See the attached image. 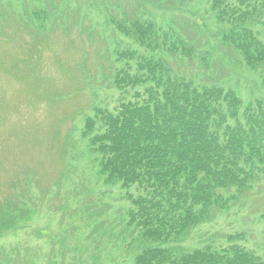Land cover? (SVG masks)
<instances>
[{
	"label": "rangeland",
	"instance_id": "obj_1",
	"mask_svg": "<svg viewBox=\"0 0 264 264\" xmlns=\"http://www.w3.org/2000/svg\"><path fill=\"white\" fill-rule=\"evenodd\" d=\"M210 6L206 0H0V264H135L149 244L127 225L126 194L143 192L98 176L96 154L81 137L84 120L95 107L113 112L142 92L113 85L114 70L124 66L117 52L149 56L115 30L113 23L125 18L152 20L192 48L188 58L158 53L173 75L229 89L244 104L264 100V66L249 71L222 46L226 28ZM32 11L48 13L50 24L34 27ZM227 191L221 192H237ZM231 235H242L238 245L264 259L263 177L162 247L177 254L223 249Z\"/></svg>",
	"mask_w": 264,
	"mask_h": 264
},
{
	"label": "trees",
	"instance_id": "obj_2",
	"mask_svg": "<svg viewBox=\"0 0 264 264\" xmlns=\"http://www.w3.org/2000/svg\"><path fill=\"white\" fill-rule=\"evenodd\" d=\"M208 1L216 20L226 26L222 43L250 70L264 66V0ZM31 18L39 29L50 24L45 11H32ZM113 24L149 55L117 52L115 61L124 66L114 70L113 85L142 92L113 112L95 107L81 137L96 154L97 174L107 185L143 192L126 194L127 225L149 244L135 264H264L238 245L242 235L228 236L223 249L208 246L177 254L162 247L182 240L206 223L213 209H224L258 176L264 178V101L243 106L231 90L173 75L158 53L188 58L192 48L152 20L125 18ZM233 188L237 192L229 197L221 192Z\"/></svg>",
	"mask_w": 264,
	"mask_h": 264
}]
</instances>
